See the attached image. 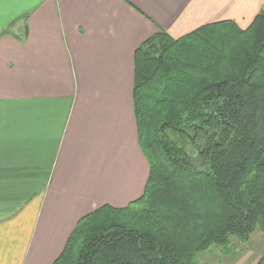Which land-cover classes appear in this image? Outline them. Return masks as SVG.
I'll use <instances>...</instances> for the list:
<instances>
[{"label":"crops","instance_id":"crops-1","mask_svg":"<svg viewBox=\"0 0 264 264\" xmlns=\"http://www.w3.org/2000/svg\"><path fill=\"white\" fill-rule=\"evenodd\" d=\"M261 10L264 0H0V264H53L80 219L143 194L137 48L217 22L246 29Z\"/></svg>","mask_w":264,"mask_h":264},{"label":"trees","instance_id":"trees-1","mask_svg":"<svg viewBox=\"0 0 264 264\" xmlns=\"http://www.w3.org/2000/svg\"><path fill=\"white\" fill-rule=\"evenodd\" d=\"M134 58L143 194L80 219L53 264H201L264 234V10L160 32Z\"/></svg>","mask_w":264,"mask_h":264},{"label":"rangeland","instance_id":"rangeland-1","mask_svg":"<svg viewBox=\"0 0 264 264\" xmlns=\"http://www.w3.org/2000/svg\"><path fill=\"white\" fill-rule=\"evenodd\" d=\"M180 144L182 145V143ZM190 160L192 162L191 157ZM262 236L264 235L257 231V233L250 237L247 244L244 245V250H241L240 247L236 248L237 250L230 248L225 251H220L223 249H214L210 251V253L203 255L200 262L201 264H249L251 261H253L254 256H257V253L264 252V239L262 243L258 241L259 238H264ZM248 255L250 256L248 257L247 262L244 258H246Z\"/></svg>","mask_w":264,"mask_h":264}]
</instances>
